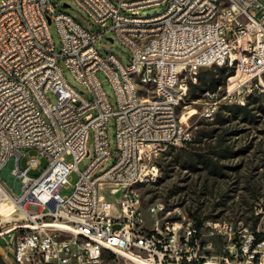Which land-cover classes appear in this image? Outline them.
Returning <instances> with one entry per match:
<instances>
[{
    "label": "built area",
    "instance_id": "1",
    "mask_svg": "<svg viewBox=\"0 0 264 264\" xmlns=\"http://www.w3.org/2000/svg\"><path fill=\"white\" fill-rule=\"evenodd\" d=\"M74 1L104 32L115 33L130 51L129 63L103 55L96 45L102 32L49 0H0V208L9 201L23 216L9 226L0 219V237L11 234L6 247L0 245L4 261L12 253L19 264H96L105 255L129 257L134 264H264L261 230L220 220L199 227L179 206L168 208L160 200L145 206L139 190L157 179L153 158L159 150L191 139L178 104L196 82L192 70L239 61L223 100L205 101V117L213 118L220 103L245 104L252 93L264 95V14L258 15L264 0ZM162 5L159 14H141ZM49 20L60 33L61 52ZM246 51H255V58H246ZM60 57L92 100L67 82ZM113 60H121V68H111ZM99 71L113 86L116 108ZM217 94L206 92L201 99ZM90 134L94 157L80 171L78 164L90 155ZM22 148L38 151L25 166ZM43 156L47 167L31 175ZM113 156V164L96 174ZM2 170L20 179V195L11 192ZM73 171L80 173L74 191L61 195ZM105 186L122 187L117 204L103 194Z\"/></svg>",
    "mask_w": 264,
    "mask_h": 264
},
{
    "label": "rangeland",
    "instance_id": "2",
    "mask_svg": "<svg viewBox=\"0 0 264 264\" xmlns=\"http://www.w3.org/2000/svg\"><path fill=\"white\" fill-rule=\"evenodd\" d=\"M51 4L59 5L57 9H64L77 18L84 26L96 34L101 35L96 40V45L102 54H115L123 62L129 63L131 54L129 49L115 37L111 30L104 32L105 27L91 21L86 11L81 8L74 0H49ZM64 3L69 4L65 7ZM165 5L152 6L141 10L143 16H153L163 12ZM264 10H258L261 17ZM52 40L57 52H61V36L54 22L48 25ZM109 37L114 40L111 41ZM246 58H255V51H246ZM59 64L67 82L77 89L83 96L92 100L93 94L86 85L78 82L71 71L65 65L63 58L60 57ZM212 67V66H211ZM211 67H202L191 71V76L196 77L200 72ZM232 67L239 68V61H232ZM109 100L116 108V97L113 86L106 75L99 71L97 73ZM194 82V81H191ZM226 83L216 91L217 97H206L204 99L194 98L190 91L180 100L178 113L187 122L191 139L183 145L168 146L159 150L154 156V162L159 166V175L153 182L139 187L143 203L147 206L155 200L163 201L168 208L181 207L188 214L194 212L200 218L208 220L231 221L237 226L246 225L253 230H261L264 233V95L258 92L253 95V99L258 98L257 102L251 106V121H243L229 117L224 125L215 124L214 117L208 118L203 115L205 101L223 100L224 92L227 89ZM191 86V83H190ZM190 89V88H189ZM205 96V93L202 97ZM258 96V97H256ZM49 99L57 102L56 95L50 91ZM222 106L223 103H220ZM109 140L111 151L116 149L115 118L111 117L109 122ZM87 148L90 155L82 159L78 164L80 171H83L94 157V138L88 136ZM227 150V151H226ZM20 164L25 166L30 156L38 154L34 148L20 149ZM214 152L222 154L216 156L213 161L216 168L214 171L204 169L203 165L191 166L190 159L198 155H212ZM219 154V155H220ZM14 155L13 158H15ZM68 162L73 161L72 155H66ZM115 161V157L108 159L96 172L100 174L105 171ZM48 165L47 157H41V165L33 169L30 174L39 176ZM6 169H11L7 164ZM4 182L9 186L11 192L20 195V179L11 178L5 170L1 171ZM80 178L78 171H73L70 175V184L61 187V195L69 196L73 193L76 183ZM122 187L111 191L109 186L102 189L103 194L115 204L119 201ZM11 207V208H10ZM4 207L0 208V219L2 226H9L8 221L21 222L22 213L14 205H10L8 211L10 217H3ZM8 220V221H7ZM2 227H0V230ZM11 234L5 238L0 237V245L5 248L7 240ZM0 253L3 250L0 248ZM11 259H7L0 264H19L15 261L14 255L10 253ZM96 264H134L131 260L121 256L105 255L103 260Z\"/></svg>",
    "mask_w": 264,
    "mask_h": 264
},
{
    "label": "trees",
    "instance_id": "3",
    "mask_svg": "<svg viewBox=\"0 0 264 264\" xmlns=\"http://www.w3.org/2000/svg\"><path fill=\"white\" fill-rule=\"evenodd\" d=\"M235 67L230 66H212L208 70L200 72L197 75V81L191 82L190 86V94L194 98H202L203 94L206 92H216L218 88L222 87L229 76L234 73ZM252 93L248 96L247 101L245 104H223L220 106L219 110L215 113L214 116V123L224 125L229 120V117H234L235 119H242L243 121H251V106L252 104L256 103L258 98L253 99ZM258 97V96H256ZM227 151V150H226ZM218 152H214L212 155L214 156H207V155H198L195 158H191V166L194 164L196 167L198 164L203 165L204 169L214 171L213 168H216L215 162L213 161L214 157L220 156L222 154ZM193 161V162H192ZM189 215L195 220L197 226H201L204 221L208 220V218H200L194 212H189Z\"/></svg>",
    "mask_w": 264,
    "mask_h": 264
},
{
    "label": "bare ground",
    "instance_id": "4",
    "mask_svg": "<svg viewBox=\"0 0 264 264\" xmlns=\"http://www.w3.org/2000/svg\"><path fill=\"white\" fill-rule=\"evenodd\" d=\"M111 68H121V60L111 61ZM10 205H13V204L11 202L7 201L3 206L4 208H3L2 212H3V217H5V218H8L11 216L9 211H8V208ZM128 259H129V257H128Z\"/></svg>",
    "mask_w": 264,
    "mask_h": 264
},
{
    "label": "water",
    "instance_id": "5",
    "mask_svg": "<svg viewBox=\"0 0 264 264\" xmlns=\"http://www.w3.org/2000/svg\"><path fill=\"white\" fill-rule=\"evenodd\" d=\"M64 6H65V7H69L70 5L67 4V3H64ZM49 22H51V20H49ZM109 39H110L111 41L114 40L112 37H109ZM0 262H2V263L5 262L4 259H3V257H2V255H1V253H0Z\"/></svg>",
    "mask_w": 264,
    "mask_h": 264
}]
</instances>
